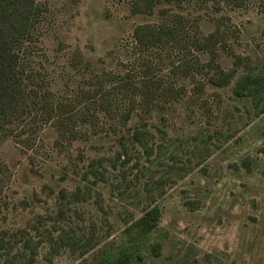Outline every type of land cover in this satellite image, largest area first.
Here are the masks:
<instances>
[{
  "label": "rangeland",
  "instance_id": "obj_1",
  "mask_svg": "<svg viewBox=\"0 0 264 264\" xmlns=\"http://www.w3.org/2000/svg\"><path fill=\"white\" fill-rule=\"evenodd\" d=\"M38 3L46 11L23 67L54 99L81 97L99 80L113 89L117 77L139 80L149 67L183 94L147 115L136 110L125 127L97 112L99 127L81 128L86 136L69 143L56 145L49 126L29 151L16 135H0V264H98L131 241L126 223L154 207L160 219L142 264H264V102L257 115L252 98L231 91L247 70L264 73L259 0H191L150 16L132 14L125 0ZM178 19L185 41L218 31L215 54L135 48L137 25ZM220 70L235 72L224 88L208 82Z\"/></svg>",
  "mask_w": 264,
  "mask_h": 264
},
{
  "label": "trees",
  "instance_id": "obj_2",
  "mask_svg": "<svg viewBox=\"0 0 264 264\" xmlns=\"http://www.w3.org/2000/svg\"><path fill=\"white\" fill-rule=\"evenodd\" d=\"M125 1L128 2L132 14L150 16L158 5L181 6L191 0ZM194 1L203 3L208 0ZM259 2L264 7V0ZM45 11L46 8L38 0H0V135H16L19 138L17 143L25 151L33 149L35 134L41 127H52L57 135L56 145H60L86 136L80 130H84L87 125L98 128L99 112L105 118H112L121 127H125L136 110L147 115L152 108L162 109L164 105L181 98L182 90L175 89L171 83L154 79L149 67L142 72L139 80L132 74H129V78L117 77L116 87L113 89L104 88V82L108 80H99L96 81L93 91L83 92L81 97L73 100L54 99L50 91H42L41 86L32 84L23 67L24 52L33 43V33L39 28ZM186 36L179 19L175 21V25H137L132 33L135 48L139 52L169 47L189 53L191 47V50L198 53L205 52L213 56L220 42L218 31L200 39L193 36L190 41H185ZM239 62L236 59V65ZM185 65L188 67L189 62L186 61ZM109 76L113 75L108 74L105 78ZM234 78L235 72L220 70L218 74L210 76L208 82L216 88H224ZM199 89L201 87L197 90ZM135 91L138 100L134 99ZM231 91L235 98H252V103L258 110L264 102V73L247 70L236 79ZM261 112L259 109L256 114ZM131 136L140 146H145L144 132L134 130ZM5 171L6 168L0 166V201L4 190ZM163 183L164 180L159 179L157 186L161 188ZM159 219L160 212L154 207L139 219L126 223L128 225L124 233L131 241L127 246H120L114 253L105 255L98 264H142L143 243L157 229ZM160 248L159 243L151 245V251L156 257L160 255Z\"/></svg>",
  "mask_w": 264,
  "mask_h": 264
}]
</instances>
